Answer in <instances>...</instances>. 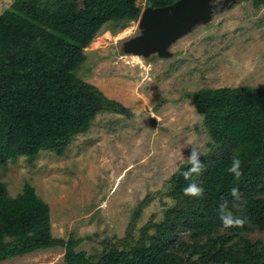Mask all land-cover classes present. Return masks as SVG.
<instances>
[{
    "label": "trees",
    "instance_id": "obj_1",
    "mask_svg": "<svg viewBox=\"0 0 264 264\" xmlns=\"http://www.w3.org/2000/svg\"><path fill=\"white\" fill-rule=\"evenodd\" d=\"M175 1L147 0V7ZM139 15L136 0H15L0 15V169L21 156L31 163L43 151L63 155L99 112L128 114L77 70L104 25L123 28ZM187 97L211 138L195 178L202 198L183 194L189 181L181 172L189 165L181 166L167 193L173 205L152 233L143 226L135 239L131 225L120 247L108 243L87 256L75 250L81 239L52 237L49 207L31 185L11 197L0 182V261L59 246L66 264H264V240L255 237L264 233V88L201 89ZM234 155L243 162L239 181L227 172ZM221 203L246 218L242 228L222 227Z\"/></svg>",
    "mask_w": 264,
    "mask_h": 264
},
{
    "label": "rangeland",
    "instance_id": "obj_2",
    "mask_svg": "<svg viewBox=\"0 0 264 264\" xmlns=\"http://www.w3.org/2000/svg\"><path fill=\"white\" fill-rule=\"evenodd\" d=\"M14 1L0 0V15ZM136 4L141 15L148 2ZM139 17L123 28L104 25L77 70L128 114L99 112L63 155L43 151L31 163L21 156L0 169L9 196L31 185L49 207L52 237L81 239L75 250L87 256L108 243L120 247L131 225L135 239L143 226L152 233L173 205V175L192 149L208 152L211 138L189 93L264 88V3L238 1L172 43L167 58L124 53V41L139 34ZM255 237L264 240V233ZM64 252L36 249L0 264H66Z\"/></svg>",
    "mask_w": 264,
    "mask_h": 264
},
{
    "label": "water",
    "instance_id": "obj_3",
    "mask_svg": "<svg viewBox=\"0 0 264 264\" xmlns=\"http://www.w3.org/2000/svg\"><path fill=\"white\" fill-rule=\"evenodd\" d=\"M238 0H177L161 7H146L138 20L139 34L124 41V53L144 58L171 56L168 48L198 25L229 9Z\"/></svg>",
    "mask_w": 264,
    "mask_h": 264
},
{
    "label": "clouds",
    "instance_id": "obj_4",
    "mask_svg": "<svg viewBox=\"0 0 264 264\" xmlns=\"http://www.w3.org/2000/svg\"><path fill=\"white\" fill-rule=\"evenodd\" d=\"M202 153L197 149H192L190 156L186 159L188 167L181 172V175L185 181H189L187 186L183 189L185 196L193 198H202L204 189L196 183L202 172L204 171L205 165L201 162ZM242 160L238 155H234L231 159L230 165L227 168V172L231 174L235 181H239L243 176ZM230 195L234 199L240 198V191L238 187L231 189ZM242 212L243 209L241 208ZM218 219L224 229L229 228H242L247 222L246 218L242 215L234 213L227 205V203H221L217 209Z\"/></svg>",
    "mask_w": 264,
    "mask_h": 264
}]
</instances>
